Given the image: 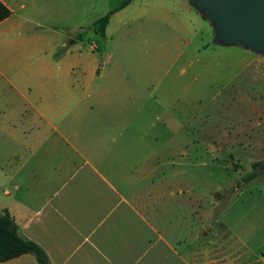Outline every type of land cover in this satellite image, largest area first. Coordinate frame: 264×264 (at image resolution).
I'll list each match as a JSON object with an SVG mask.
<instances>
[{
  "label": "crops",
  "instance_id": "1",
  "mask_svg": "<svg viewBox=\"0 0 264 264\" xmlns=\"http://www.w3.org/2000/svg\"><path fill=\"white\" fill-rule=\"evenodd\" d=\"M0 2V210L19 236L48 264H264V205L195 222L190 99L160 75L207 21L189 0L117 3L101 58L79 45L94 0Z\"/></svg>",
  "mask_w": 264,
  "mask_h": 264
},
{
  "label": "rangeland",
  "instance_id": "2",
  "mask_svg": "<svg viewBox=\"0 0 264 264\" xmlns=\"http://www.w3.org/2000/svg\"><path fill=\"white\" fill-rule=\"evenodd\" d=\"M123 1L94 0V15L108 14ZM103 9L106 12L102 14ZM211 33L210 23L204 21L193 35L191 54L187 49L166 74H160L182 79L187 87L193 137L199 142L191 150V155L198 157L193 165L191 201L195 222L202 224L214 221L211 213L206 214L213 206L216 211L232 210L250 199L264 205V167H256L254 179L242 181L251 171V163L264 159V54L213 44ZM91 42L98 46L94 53L101 58L99 34L82 36L80 48L87 49ZM200 135L203 137L198 139ZM204 231L202 226L196 229V233ZM206 239L213 249L212 232Z\"/></svg>",
  "mask_w": 264,
  "mask_h": 264
},
{
  "label": "water",
  "instance_id": "3",
  "mask_svg": "<svg viewBox=\"0 0 264 264\" xmlns=\"http://www.w3.org/2000/svg\"><path fill=\"white\" fill-rule=\"evenodd\" d=\"M129 1V0H125ZM212 28V43L264 54V0H189ZM264 166V159L262 160Z\"/></svg>",
  "mask_w": 264,
  "mask_h": 264
},
{
  "label": "trees",
  "instance_id": "4",
  "mask_svg": "<svg viewBox=\"0 0 264 264\" xmlns=\"http://www.w3.org/2000/svg\"><path fill=\"white\" fill-rule=\"evenodd\" d=\"M128 1H123L120 6H123ZM9 15V10L0 2V20ZM108 14H105L91 24V29L99 34L104 35V27L108 21ZM203 18V17H202ZM262 165V161L251 163V171L242 177L243 182H248L257 176L256 167ZM264 167V166H263ZM24 253L34 255L38 264H48L44 252L34 242L18 235L17 225L13 222L7 210H0V262L14 258Z\"/></svg>",
  "mask_w": 264,
  "mask_h": 264
},
{
  "label": "built area",
  "instance_id": "5",
  "mask_svg": "<svg viewBox=\"0 0 264 264\" xmlns=\"http://www.w3.org/2000/svg\"><path fill=\"white\" fill-rule=\"evenodd\" d=\"M90 47H91V48H94V45H93V44H91V45H90Z\"/></svg>",
  "mask_w": 264,
  "mask_h": 264
}]
</instances>
